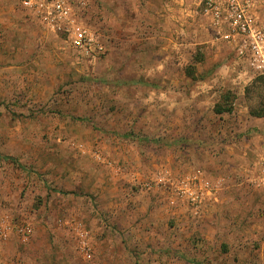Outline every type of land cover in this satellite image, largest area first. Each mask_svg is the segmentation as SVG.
<instances>
[{
    "label": "rangeland",
    "instance_id": "374dc122",
    "mask_svg": "<svg viewBox=\"0 0 264 264\" xmlns=\"http://www.w3.org/2000/svg\"><path fill=\"white\" fill-rule=\"evenodd\" d=\"M87 1L82 19L107 52L78 60L20 0H0L4 262L264 264V117L251 114L264 81L235 92L230 114L214 112L227 84L197 107L228 53L195 61L191 41L207 35L198 9L180 46L183 34L156 22L163 0ZM194 177L217 185L201 205L181 189Z\"/></svg>",
    "mask_w": 264,
    "mask_h": 264
},
{
    "label": "built area",
    "instance_id": "2783aa9c",
    "mask_svg": "<svg viewBox=\"0 0 264 264\" xmlns=\"http://www.w3.org/2000/svg\"><path fill=\"white\" fill-rule=\"evenodd\" d=\"M20 1L28 15L44 29L65 37L76 59H98L106 54L107 48L100 35L82 19L83 11L88 9L87 0ZM260 2L261 0H200V12L210 21L214 40L229 45L236 66L248 67L256 78H264V10ZM259 158L264 184V149ZM216 188L217 185L211 181L194 177L181 189L193 204L201 205ZM0 226L7 229L4 220L0 221ZM32 231L30 224L17 227V233L24 240L28 239ZM1 233L2 237L8 235L3 229ZM83 245L87 246V243L84 241Z\"/></svg>",
    "mask_w": 264,
    "mask_h": 264
},
{
    "label": "crops",
    "instance_id": "0c3cea01",
    "mask_svg": "<svg viewBox=\"0 0 264 264\" xmlns=\"http://www.w3.org/2000/svg\"><path fill=\"white\" fill-rule=\"evenodd\" d=\"M163 1H164L163 4H162V1H160V3L162 5H161L160 9H158V11H157L158 15L156 18V22H158L160 25H163L165 27V29H169L170 31L173 30L172 33L174 35L178 34L180 31L181 34H183V36H184L182 38L180 44H179L180 46H182V44H184L185 41L187 40V36L190 35L189 34V32H190L189 26L190 25L189 24H192V23H190V19L188 18L189 12H194L196 14L197 9H198V11H200V9H201L200 0H193L194 3H196L195 5L188 4V1L191 2L192 0H163ZM197 14L202 15L201 12H198ZM160 17H162V18H160ZM202 19H204L205 23H203V26H202L203 29H201V33L203 32L207 35L205 37L202 36L201 40L198 39L196 41H191V42H196L195 47H198L199 50L206 53V55L210 54L209 52L206 51V50H210V49L212 51L215 50L214 53L211 54L213 56L220 57L221 56L220 52L222 49H224L225 51L228 50V53L225 55V57L221 56V59H216L218 61L217 64H219L218 65L219 67L217 68V70L213 74L212 82H210V83L204 82L202 84V86L199 87L200 91H198V93L195 95L196 97L194 98L195 99L194 105H197V107L199 105L201 106V104H203V103H209L210 104L212 101H215L214 96H216L219 93V89L221 88V85H223V84L224 85L227 84L229 86L228 90H231L233 93H235L237 91L238 92L240 91L241 93H243L249 85L253 84L254 81H256L258 79V78H256L255 73L253 71H251V69H249L248 67L239 66V68H238L236 66L235 61L233 59V54H232L230 46L227 44L223 45L219 42H216L214 40V37H213L214 30L210 24V21L207 20L206 17L205 18L202 17ZM162 21H164V23H162ZM184 29H186V31H188L187 35L184 34L185 33ZM155 32H157V31L155 30ZM166 39H169L168 40L169 42H172L174 40L172 35H170V38H166ZM186 44H187V42H186ZM191 46H194V45H191ZM217 52H218V54H217ZM180 58H183V57L180 55ZM201 63H202V61H201ZM213 88L215 89L214 92L212 90ZM216 88H218V90H216ZM163 97L165 98L164 99L165 105H168L172 109V106H174V103H173V96L171 95L170 91H167V90L164 91ZM217 101L219 102L220 99L219 100L216 99V102ZM175 104H176V102H175ZM186 104H188V102L186 103V100H184V105H186ZM181 105L183 106L182 103H181ZM220 115H222V114H220ZM254 117H256V116H254ZM258 118H261V117H258ZM261 150L259 151V155H260ZM233 156L236 157V155H233ZM237 157H238V155H237ZM4 263L6 264V261L4 262V260L2 259V254L0 253V264H4Z\"/></svg>",
    "mask_w": 264,
    "mask_h": 264
},
{
    "label": "trees",
    "instance_id": "16d2710c",
    "mask_svg": "<svg viewBox=\"0 0 264 264\" xmlns=\"http://www.w3.org/2000/svg\"><path fill=\"white\" fill-rule=\"evenodd\" d=\"M205 58V53H203L201 50H198V54L195 55V61H203ZM258 80L264 81V78H258L254 83H257ZM235 94L231 91H225L222 93L220 101L216 104L214 111L217 114H224V113H232L234 110V101H235ZM251 114L256 117H264V109H257L252 110Z\"/></svg>",
    "mask_w": 264,
    "mask_h": 264
}]
</instances>
